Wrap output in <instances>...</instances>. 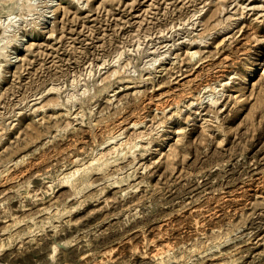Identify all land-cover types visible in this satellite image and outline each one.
I'll use <instances>...</instances> for the list:
<instances>
[{
    "label": "rangeland",
    "instance_id": "rangeland-1",
    "mask_svg": "<svg viewBox=\"0 0 264 264\" xmlns=\"http://www.w3.org/2000/svg\"><path fill=\"white\" fill-rule=\"evenodd\" d=\"M47 2L0 0V264H264V0Z\"/></svg>",
    "mask_w": 264,
    "mask_h": 264
},
{
    "label": "bare ground",
    "instance_id": "bare-ground-1",
    "mask_svg": "<svg viewBox=\"0 0 264 264\" xmlns=\"http://www.w3.org/2000/svg\"><path fill=\"white\" fill-rule=\"evenodd\" d=\"M53 1V4H52V2L51 3H45V4H47V6H46V8H47V10H46V12L43 14V12H42V17H41V19H40V22H46V21H48V17H50V14H53L54 15V12H55V6H56V4H57V2H55L54 3V1L55 0H52ZM46 2V1H45ZM27 5V4H26ZM28 7V6H27ZM30 9V8H29ZM32 9V8H31ZM44 9V8H43ZM52 16V15H51ZM39 21V20H38ZM38 24V23H37ZM8 26V25H7ZM3 32V31H2ZM17 38V37H16ZM31 38H33V32H29V33H26L25 35H23V36H21V38L18 40V42H17V46L14 48V49H12V51L9 53V57H11V58H17V55H19L21 52H20V45H21V43H25V42H28ZM16 43V42H15ZM10 49V48H9ZM3 51V48H2V50L0 51V52H2ZM7 57V56H6ZM9 59V58H8ZM12 60V59H11ZM257 60H260V59H257ZM13 62V61H12ZM261 64V61H259V62H255V63H252L250 66H249V70H248V74H247V77H245V79H244V83H247V82H249V83H251V81L253 80V78H256L257 77V72H258V70H259V65ZM141 78V77H140ZM142 79V78H141ZM212 101V100H211ZM109 132V131H108ZM172 132V131H171ZM170 132H168V135L165 137V142L167 143V141L169 140V138H170V134H169ZM113 139V138H112ZM109 139H107V141H108ZM1 141V140H0ZM110 142V141H109ZM124 142V141H123ZM119 145V144H118ZM123 145V144H122ZM135 145V144H134ZM137 145V144H136ZM162 145V144H161ZM106 146V145H105ZM99 147V146H98ZM131 147H132V145H131ZM140 147H141V145H140ZM159 148H160V146H159ZM114 149V148H113ZM158 150H160V149H158ZM112 156V155H111ZM96 158V157H95ZM100 158V157H99ZM102 159V158H101ZM94 160V159H93ZM92 160V161H93ZM98 160V159H97ZM91 161V160H90ZM99 161V160H98ZM93 162H95V161H93ZM83 163V162H82ZM91 164V163H90ZM84 165V164H83ZM82 167V166H81ZM87 168V167H86ZM78 170V169H77ZM77 171H75L74 173H76ZM80 172V171H79ZM74 173H72L73 175H74ZM82 173V172H81ZM85 173V172H84ZM71 174V175H72ZM77 174V173H76ZM70 175V176H71ZM72 175V176H73ZM78 175V174H77ZM76 175V176H77ZM86 175V174H85ZM69 177V176H68ZM71 178V177H70ZM82 178V177H81ZM73 179V178H72ZM68 180H69V178H68ZM82 181V180H81ZM87 182V181H86ZM68 183V182H67ZM85 184V183H84ZM80 185H81V183H80ZM83 185V184H82ZM117 186V185H116ZM77 187V186H76ZM79 187V186H78ZM86 188V187H85ZM49 211V210H48ZM45 212V211H44ZM50 213V212H49ZM20 223H22V222H20ZM6 229V228H5ZM22 234V233H21ZM17 241V240H16Z\"/></svg>",
    "mask_w": 264,
    "mask_h": 264
}]
</instances>
